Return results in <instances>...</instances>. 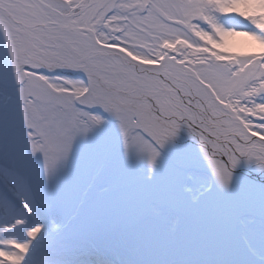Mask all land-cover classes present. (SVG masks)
I'll return each instance as SVG.
<instances>
[{
    "label": "snow or ice",
    "instance_id": "obj_1",
    "mask_svg": "<svg viewBox=\"0 0 264 264\" xmlns=\"http://www.w3.org/2000/svg\"><path fill=\"white\" fill-rule=\"evenodd\" d=\"M0 264H264V0H0Z\"/></svg>",
    "mask_w": 264,
    "mask_h": 264
}]
</instances>
